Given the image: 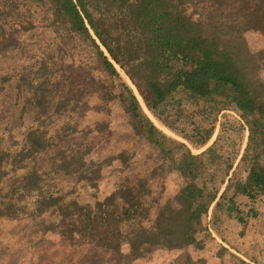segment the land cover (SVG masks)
I'll list each match as a JSON object with an SVG mask.
<instances>
[{
	"label": "trees",
	"instance_id": "trees-1",
	"mask_svg": "<svg viewBox=\"0 0 264 264\" xmlns=\"http://www.w3.org/2000/svg\"><path fill=\"white\" fill-rule=\"evenodd\" d=\"M250 35L264 37V0H0V90L10 83L0 97V220L30 218L37 231L89 243L90 263L107 252L115 264L146 246L202 248L222 211L244 221L239 198L264 196V46ZM121 70L184 140L154 122ZM85 107L116 110L113 133L128 141H104L110 120L81 128ZM139 153L144 172L98 198L103 169L129 168ZM164 173L179 186L163 201L153 184ZM75 181L91 187L92 204L65 192Z\"/></svg>",
	"mask_w": 264,
	"mask_h": 264
},
{
	"label": "rangeland",
	"instance_id": "rangeland-1",
	"mask_svg": "<svg viewBox=\"0 0 264 264\" xmlns=\"http://www.w3.org/2000/svg\"><path fill=\"white\" fill-rule=\"evenodd\" d=\"M250 43L254 47L264 46V37L260 35H250ZM38 54L42 52L41 49H36ZM75 53L79 52L77 48ZM85 61L88 57L83 56ZM78 61V60H77ZM19 63H17L18 65ZM4 65L1 66L3 68ZM7 67V65H6ZM19 69V68H18ZM12 71V70H11ZM123 77L132 85L129 77L121 70ZM5 90H0V97L6 88L10 87L6 83ZM2 83L0 82V88ZM145 111L150 115L154 122L166 133L184 140L179 134L171 131L163 124H161L148 110L141 95L132 85ZM1 101V99H0ZM233 115L234 112L230 111ZM79 115V125L81 128H92L96 121H109L111 123L110 130L104 141L110 142V145L123 146L128 140L122 135L113 133L117 126L118 119H116V110L110 115L96 114L88 107L83 108ZM230 125L235 119L231 116H226L223 121ZM49 126H57L62 123V119L47 120ZM222 121V120H221ZM34 122L33 125H38ZM220 131V123L217 124V129L214 137L208 144L199 149H193L194 153H200L209 147L216 139ZM117 147V146H116ZM239 158V161L243 149ZM96 158V154H93ZM145 153H139L129 168L123 167L119 162L115 161L112 165L106 166L102 171V177L97 183L98 198H104L117 186H120L124 178L134 173H142L145 170ZM147 163H152L149 160ZM143 165V166H142ZM179 184L177 177L174 174H162L161 180H155L153 189L155 195L161 196L166 200L175 195ZM65 192H68L71 197L77 198L84 203H93L95 198L91 187L85 181H75L71 183H64ZM238 208L241 215L244 216V221H240L237 214L229 216L226 212L220 213L221 220L215 224V230L211 224V213L207 219L213 237H209L206 232H201L199 239L203 240L202 248L190 247L182 250H166L158 246H146L143 249L144 256L132 262L131 264H233L235 259L227 252L222 250L226 247L229 251L244 258L252 264H264V196L260 197L257 202H252L247 197H241L238 200ZM94 248L84 241L77 239L65 238L56 233H43L36 230L35 222L30 218H24L17 221L0 220V264H115L117 255L107 254L101 252V260L98 263H90L87 258ZM128 248H124V252Z\"/></svg>",
	"mask_w": 264,
	"mask_h": 264
}]
</instances>
